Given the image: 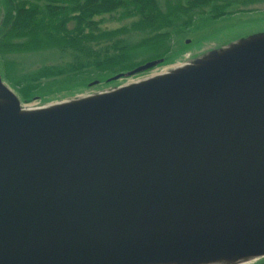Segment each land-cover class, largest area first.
I'll return each mask as SVG.
<instances>
[{"label": "water", "instance_id": "1", "mask_svg": "<svg viewBox=\"0 0 264 264\" xmlns=\"http://www.w3.org/2000/svg\"><path fill=\"white\" fill-rule=\"evenodd\" d=\"M183 65L29 116L0 80V264L264 258V35Z\"/></svg>", "mask_w": 264, "mask_h": 264}, {"label": "rangeland", "instance_id": "2", "mask_svg": "<svg viewBox=\"0 0 264 264\" xmlns=\"http://www.w3.org/2000/svg\"><path fill=\"white\" fill-rule=\"evenodd\" d=\"M156 1L160 10L164 11L162 0ZM4 6L5 2H0V24L3 17ZM109 6L112 7L107 9L106 13L97 14L92 17L88 16L87 23L94 22V26H91L94 28L93 31L90 27H86V30L84 29V33L88 32L93 38L90 41H86L85 49L88 50L89 53L97 54L104 50H109L114 44L122 47L137 46L141 41L151 35L147 32L129 31L131 23L136 21L137 18H122V9H113L112 4ZM213 10L214 9L209 7V9H206L208 14L205 12L203 16L194 15L193 26L191 24V26L179 30L176 28L177 31L172 29L167 30L166 32H170L171 35L166 44L169 51L164 57L154 59L152 52L143 46L139 47L140 49L136 51L131 58V63L137 66L126 72L119 73L118 75L131 72L149 62L162 60V63L152 70L132 78L107 83V81L114 76H109L108 74L102 76L101 73L95 69L85 66L91 60L88 56H84L71 49L53 47L32 52H7L0 50V80L3 86L15 94L22 107L29 105L43 107L58 102L70 101L71 99L97 96L118 87L144 81L154 75L173 70L172 67L174 66L188 64L201 55L202 52L204 53L214 48L217 44L225 45L226 42L233 40L232 37L235 34L243 30L247 31L246 25L244 27L233 28L234 22L232 19L228 22H222L221 20L207 21L208 17L214 15ZM71 16L74 15L72 14ZM75 22V20H71L65 26L67 33L74 36L78 34L81 28V26H77ZM179 26L180 25L177 27L179 28ZM119 29H124L125 32L118 33V35L111 38L101 39L99 36L102 32H111ZM254 37H256V35L251 38ZM0 38H2V36ZM236 39L237 38H235V40ZM247 39H250V37ZM160 53L161 51L158 54ZM37 71H59V74L41 80L39 83L24 82L26 76ZM93 83H97V85L89 87V85ZM78 86L84 87V89L75 92L69 91L71 92L70 94L64 93L67 90L76 89ZM72 94H75V96H72ZM42 98L46 99L42 100ZM25 99L28 101H25ZM261 260L263 262L264 258Z\"/></svg>", "mask_w": 264, "mask_h": 264}, {"label": "trees", "instance_id": "3", "mask_svg": "<svg viewBox=\"0 0 264 264\" xmlns=\"http://www.w3.org/2000/svg\"><path fill=\"white\" fill-rule=\"evenodd\" d=\"M201 1L204 0H189L188 8L180 6L179 3L176 5L167 3L166 9L161 11L155 0H3L5 6L0 25V37L2 36L0 50L32 52L53 47L71 49L91 59L85 66L95 69L102 76L106 74L116 76L137 66L131 63V58L139 47L147 48L154 55V59L164 57L169 51L166 44L171 35L166 31L169 29L177 31L191 26L190 13L192 9L203 5ZM110 4L113 5V9H122V18H137L131 23L129 31L147 32L151 35L137 46L122 47L114 44L109 50L97 54L89 53L85 49L86 41L93 38L88 32L84 33V29L90 27L93 31L94 28L91 26H94V22L87 23V20L94 15L106 13V10L112 7ZM72 14L74 16H71ZM182 17L185 19L182 20ZM71 20H75L76 25L81 26L75 36L65 30L66 24ZM122 32H125L124 29L102 32L99 36L101 39L111 38ZM58 74L59 71H37L26 76L24 82L39 83ZM81 89L84 87L78 86L64 93L70 94ZM44 99L46 98H42Z\"/></svg>", "mask_w": 264, "mask_h": 264}, {"label": "flooded vegetation", "instance_id": "4", "mask_svg": "<svg viewBox=\"0 0 264 264\" xmlns=\"http://www.w3.org/2000/svg\"><path fill=\"white\" fill-rule=\"evenodd\" d=\"M2 1L3 0H1L0 2ZM188 1L189 0H162V4H164V9H166L165 4L167 3H171L172 5H176L179 3L180 6L188 8ZM200 3L203 5H199L198 8H195L194 10L192 9L190 13L192 15V26L194 25V15H205L206 9H209V7L214 9V15L208 17L207 21L221 20L222 22H228L232 19L234 22L233 28L244 27L245 25L247 26V31L243 30L242 32L235 34L232 37L233 40L226 42L225 45L238 40L247 39L249 37L251 38L255 35L256 37L264 35V0H204ZM206 13L208 14V12ZM183 19L185 18L182 17V20ZM235 38L237 39L235 40ZM225 45L217 44L214 48H211L206 52L213 51L214 49H218ZM252 264H264V261L262 262V260H258Z\"/></svg>", "mask_w": 264, "mask_h": 264}, {"label": "bare ground", "instance_id": "5", "mask_svg": "<svg viewBox=\"0 0 264 264\" xmlns=\"http://www.w3.org/2000/svg\"><path fill=\"white\" fill-rule=\"evenodd\" d=\"M234 51V49L232 50H227L226 52L214 57V58H211L210 60L208 61H205V62H201V64H207V63H211V62H214V61H218V60H221L229 55L232 54V52ZM191 67L190 66H186V65H179V66H176L175 67V71H174V74L175 73H179V72H184L188 69H190ZM164 76H167V73H162V74H159L157 75V77H164ZM157 77H154V78H157ZM139 84V83H138ZM137 85V84H135ZM4 93L2 92V90H0V95L2 96ZM5 95H3V100L0 101V105L2 106H9L11 105V102H9L8 100H5L4 98ZM58 106H48V107H45V108H40V107H34V105H29V106H26L24 109L21 110V115L23 116H29V115H34V114H37L39 112H43V111H46V110H50V109H53V108H56ZM253 258H246V259H214V260H208V261H195V262H181V263H161V264H243V263H246V262H249L250 260H252Z\"/></svg>", "mask_w": 264, "mask_h": 264}]
</instances>
